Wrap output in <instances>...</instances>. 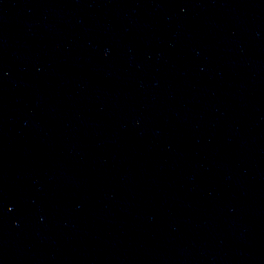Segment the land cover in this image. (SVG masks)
I'll list each match as a JSON object with an SVG mask.
<instances>
[{
	"label": "water",
	"instance_id": "1",
	"mask_svg": "<svg viewBox=\"0 0 264 264\" xmlns=\"http://www.w3.org/2000/svg\"><path fill=\"white\" fill-rule=\"evenodd\" d=\"M0 264H264V0H0Z\"/></svg>",
	"mask_w": 264,
	"mask_h": 264
}]
</instances>
